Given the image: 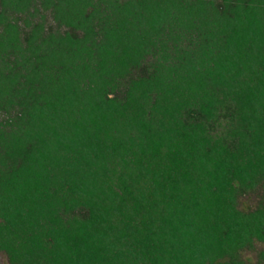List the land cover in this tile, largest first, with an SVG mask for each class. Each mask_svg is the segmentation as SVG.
<instances>
[{
  "label": "trees",
  "instance_id": "1",
  "mask_svg": "<svg viewBox=\"0 0 264 264\" xmlns=\"http://www.w3.org/2000/svg\"><path fill=\"white\" fill-rule=\"evenodd\" d=\"M256 242L264 0H0L8 264H246Z\"/></svg>",
  "mask_w": 264,
  "mask_h": 264
},
{
  "label": "rangeland",
  "instance_id": "2",
  "mask_svg": "<svg viewBox=\"0 0 264 264\" xmlns=\"http://www.w3.org/2000/svg\"><path fill=\"white\" fill-rule=\"evenodd\" d=\"M257 195L250 194L239 199V207L241 209H251L257 203ZM264 250V244L254 243L253 248L242 251L241 258L246 264H264V260H259V252ZM0 264H8L6 256L0 252Z\"/></svg>",
  "mask_w": 264,
  "mask_h": 264
}]
</instances>
